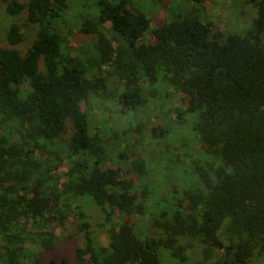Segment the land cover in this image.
Masks as SVG:
<instances>
[{
  "label": "trees",
  "instance_id": "obj_1",
  "mask_svg": "<svg viewBox=\"0 0 264 264\" xmlns=\"http://www.w3.org/2000/svg\"><path fill=\"white\" fill-rule=\"evenodd\" d=\"M204 1L0 0V264H40L69 222L74 264H264V0H234L236 29Z\"/></svg>",
  "mask_w": 264,
  "mask_h": 264
},
{
  "label": "rangeland",
  "instance_id": "obj_2",
  "mask_svg": "<svg viewBox=\"0 0 264 264\" xmlns=\"http://www.w3.org/2000/svg\"><path fill=\"white\" fill-rule=\"evenodd\" d=\"M24 1V0H20ZM236 3L234 0H230L229 3H225L224 0H205L203 3L204 10L206 11V18L210 21H215L214 24L218 26L219 29H223L227 27L228 29H236L239 27H242L248 23L249 18L252 17V9L249 7H243L238 10V12H243L240 16L236 15L235 10L233 9V6H235ZM3 5L0 6V38L2 39V44L8 45V43L5 41V34L8 29L9 24L11 23L12 19L5 13ZM150 10L149 7H147V11ZM157 16H162V13H158ZM21 21V18L20 20ZM250 21V20H249ZM36 27L32 25L30 29H28V32L25 33L24 40L19 43L17 46L19 49H25L27 45L30 43L32 38L35 35ZM88 37L85 35H82L78 32L77 29H73L72 33H69L67 35V40L72 45H82L85 43L84 40H86ZM10 45V44H9ZM98 97H95L94 95L90 94L87 97V100L81 101V108L85 109L88 106L92 107V111L96 112L94 117H99L101 119L106 120L107 128L111 129L110 131H114L117 133H122L123 129H120L121 125L126 120L125 115L123 117H119L117 115L116 110L118 109L114 103L110 102L109 100H106L104 103L98 102ZM173 104H178L180 102V98L178 96L173 98ZM170 107V103H166L164 105V110L168 109ZM116 109V110H115ZM118 111V110H117ZM127 115V114H126ZM177 114L175 111H171L170 115L168 116V120H171L172 118H176ZM161 117V116H160ZM98 119V118H97ZM161 119V120H160ZM154 118L152 117L150 119L149 124L151 125H161L163 124L162 118ZM147 121L146 118H139L138 121L133 122V128H138V125L141 126L143 129V123ZM96 122V121H95ZM139 126V127H140ZM109 131V130H108ZM130 131V130H129ZM128 131V133H129ZM132 132V131H131ZM136 133V131H133ZM142 145L145 150H148L150 145L146 142H142ZM67 164L64 162L60 165V167L57 168V172H62L66 170ZM62 180V178H61ZM97 217H93L91 219L92 226H95V220ZM75 218H72L71 220L74 222ZM72 227V223H66L64 226L61 225V227H57L53 225L54 232L58 234V241L55 244L54 248L41 253L40 254V264H74L71 257H72V250L77 245L78 237L77 233L75 234L74 238H71L69 235V227ZM82 233V232H81ZM91 233L93 239L96 241H102L105 242L106 240V234L100 230L99 227L91 228ZM81 235V234H80ZM34 248V247H33Z\"/></svg>",
  "mask_w": 264,
  "mask_h": 264
}]
</instances>
